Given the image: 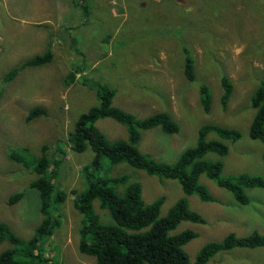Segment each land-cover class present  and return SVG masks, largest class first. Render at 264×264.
<instances>
[{"label": "rangeland", "instance_id": "obj_1", "mask_svg": "<svg viewBox=\"0 0 264 264\" xmlns=\"http://www.w3.org/2000/svg\"><path fill=\"white\" fill-rule=\"evenodd\" d=\"M82 1L92 17L76 38L78 48L95 52L97 59L91 63L71 50L73 35L66 29L72 26L76 10L82 11L72 0H0V223L22 239L33 237L43 219L39 194L31 188L38 175L10 156L28 147L34 158L40 157L47 147V158L61 161L53 182L66 200L52 203L59 226L39 246L48 260L57 250L64 264H96L93 257L79 252L82 217L74 208L75 199L86 191L83 169L94 153L91 149L73 151L72 136L79 118L99 105L96 93L82 85L83 76L115 90L113 105L140 119L164 112L176 121L177 135L160 129L142 132L141 152L172 164L196 145L201 127L236 129L242 134L236 143L216 134L208 136V140L226 144L229 153L225 157L208 154L206 160L222 161L225 178L249 175L264 179L263 145L249 136L256 114L252 98L264 82V0ZM185 48L195 60L193 83L184 76ZM48 50L54 57L50 64L21 70L13 81L3 83L12 69ZM78 66L87 70L77 74L73 86H66V76ZM223 76L234 87L225 108L221 104ZM202 85L213 96L209 114L200 101ZM35 108L45 114L27 121ZM96 126L110 141L128 139L127 127L112 119H101ZM121 174L136 177L146 203L164 197L161 216L183 197L203 216L205 225L182 222L171 232L197 234L184 247L192 264L201 249L223 242L230 233L264 235V188L246 189L250 203L242 205L202 176L201 182L217 199L205 203L196 195H184L176 181L161 183L127 166L113 169V175ZM18 195L20 199L14 201ZM9 248L7 242L0 244V253ZM208 264H264V248L222 252Z\"/></svg>", "mask_w": 264, "mask_h": 264}, {"label": "trees", "instance_id": "obj_2", "mask_svg": "<svg viewBox=\"0 0 264 264\" xmlns=\"http://www.w3.org/2000/svg\"><path fill=\"white\" fill-rule=\"evenodd\" d=\"M72 1L82 11L76 10L72 26L66 29V32L73 35L71 50L76 52L79 58L84 56L91 63L97 59L95 52L93 55L89 49L78 48L76 35L90 22L92 16L88 13L87 5H84L85 1ZM184 53V76L189 83H193L196 81L195 60L188 49L185 48ZM53 58L51 50L36 55L8 72L3 83L13 81L21 70L50 64ZM85 70L87 69L83 66H78L66 76L65 85L73 86L77 74L82 75ZM82 81L84 87L96 93L99 105L79 118L72 136L73 151L84 153L91 149L94 153L93 160L83 169L87 180L86 191L78 196L74 203V208L82 217L80 254L93 257L96 264H192L184 247L195 239L197 234L190 230L178 235H171V232L182 222L205 225L203 216L189 207L185 197L179 199L166 216H161L164 197L151 204L146 203L143 199V187L140 182L134 180L136 177L129 174L113 175V169L117 166H127L157 177L161 183L165 180L176 181L184 195H196L205 203L217 202L201 182L204 176L215 182L219 188L230 192L239 204L248 205L250 199L245 190L263 189L264 179L249 175L225 178L222 161L206 160L208 154L225 157L229 153V147L222 141L208 140L210 134H216L221 140L232 143L238 142L242 134L236 129L205 125L200 128L194 147L186 149L175 163H165L141 152L138 146L144 131L160 129L167 135H177L180 132L179 125L169 114L162 112L140 119L113 105L115 90L89 79L88 76H83ZM221 83V104L225 108L231 100L234 87L226 76L221 78ZM212 100L210 88L202 85L200 101L206 114L211 111ZM252 107L256 114L250 125L249 136L252 140L262 143L264 160V82L252 98ZM43 114V109L35 108L27 121ZM107 118L127 127V140L110 141L98 129L97 122ZM23 149L18 154L13 153L10 159L38 175L31 188L39 194L43 219L33 237L28 240L19 237L5 223H0V244L7 242L10 245L9 249L0 253V264H64L57 250L56 255L48 260L39 246L42 241H49L59 226V222L54 220L57 217L54 213L52 215V203H64L66 200L65 194L56 192L53 182L61 161L48 159L47 147H44L42 156L35 158L28 147ZM19 199L20 195L16 196L14 201ZM95 204L106 212V217L99 213ZM260 248H264V235L254 232L246 237H238L230 233L223 242L209 243L201 249L194 264H208L219 253L234 249Z\"/></svg>", "mask_w": 264, "mask_h": 264}]
</instances>
